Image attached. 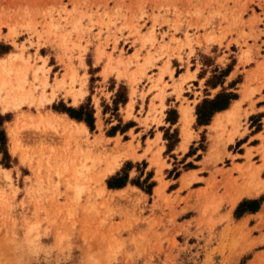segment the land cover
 Instances as JSON below:
<instances>
[{"label": "rangeland", "instance_id": "374dc122", "mask_svg": "<svg viewBox=\"0 0 264 264\" xmlns=\"http://www.w3.org/2000/svg\"><path fill=\"white\" fill-rule=\"evenodd\" d=\"M9 64L13 73L0 68V81L11 86L0 97L14 96L16 72L28 68L24 88L35 98L0 102L7 154L0 153V264H264V205L249 223L234 217L233 204L239 180L253 195L264 190L259 167L247 151V166L226 169L233 161L226 150L234 151L226 144L256 126L247 116L264 93V0H0V67ZM32 67L40 69L37 82ZM206 81L223 83L210 89ZM221 89L236 95L226 111L237 105V129L225 117L218 126L216 114L207 135L198 133L188 154L198 152L191 161L203 156L210 178L200 204L192 205V195L185 200L191 211L180 221L164 181L194 166L169 160L176 134L166 126L161 160L150 126L160 130L168 96L184 152L196 126L185 143L180 111L192 108L195 120V106ZM116 93L127 103L114 108ZM80 105L92 111V131L70 120L87 136L70 134L75 125L67 132L69 117L52 110ZM171 110L164 119H173ZM253 151L264 166V146ZM112 158L141 193L106 192L107 178L100 179ZM151 174L148 183L159 186L149 195Z\"/></svg>", "mask_w": 264, "mask_h": 264}, {"label": "crops", "instance_id": "0c3cea01", "mask_svg": "<svg viewBox=\"0 0 264 264\" xmlns=\"http://www.w3.org/2000/svg\"><path fill=\"white\" fill-rule=\"evenodd\" d=\"M164 81H169V80H165ZM168 84V83H167ZM154 94V90H152L150 93H148L146 95V100L144 103L145 109H144V113L146 112V107L148 104V101L152 98ZM206 98L210 99L211 97L209 95L205 96ZM264 93H260L259 95H255L252 99V102L254 104L253 106V110L252 112H249L247 119L248 118H253V120L256 123L257 128H255L256 126H252V125H248L246 128L245 133L241 136V137H235L233 139V142L230 144H226V147H228V149L232 146V149H234V151H230V150H226L227 153L230 154V157L233 159L232 162H229L228 166L226 167V169H231L232 166H247L244 156L247 153V151H249V153L251 154V162H255L254 167H259L258 170V179L259 181H264V166H261V161H260V156L258 154H256L253 150H256L259 147H263L264 146V124H263V120H264ZM168 96L164 98L163 102V106H164V110L162 112V116H163V125H157L160 130H157L156 133L153 132V125L150 126V129L152 130V135L150 140H153L154 138H159V142L157 144L158 150H159V156L160 159H163V153L166 151V146L164 145V142L162 141V136H161V131H163L164 129H162V126H166L165 128L169 129L170 131H174L176 136L175 139L176 141L174 142V144L172 145L171 148L168 149L167 147V151H168V157L169 160L173 163H180L178 164L179 166H182L188 162H191L194 166V168H186V169H182L180 170V172H178L176 174V176H174L171 180H169L168 178L165 179V185H164V189H166V195H170V197L175 198V202L178 203L177 208H176V212H177V217L180 221H187V218H185L184 216L189 214L191 210H186L185 209V200H188V198L191 196L192 199H195L194 202L192 203V205H196V204H200L201 199H200V194L202 193V190L205 188V184L206 181L210 178V175L208 174V171L205 169L201 168V161L203 156H200L196 161H191V158L195 157V155L198 152H195L196 154H188V152L190 150L194 149L195 146V140L196 138H198V133L199 134H203V135H207V132L209 130V128L211 127V125L213 124V119L214 116H222L224 114H226L229 111L222 110L219 112L214 113L211 118L209 119L207 124H202V125H197L196 121L193 120L195 126H196V130H193V138L190 140L189 144H185L187 145V148L184 147L185 145L182 144L183 148L186 149L184 152L179 151L178 147L181 141L180 138V134H179V113L176 111V107L175 106H170V104H172V102L168 100ZM234 101L237 100H232L231 102L233 103ZM127 103V102H126ZM261 103V104H259ZM154 105H158V101L154 100L153 101ZM126 105V104H125ZM231 106V104L228 105L227 109ZM172 109L171 111L173 112V119H164V117L166 116L165 112ZM225 111V112H223ZM231 111V110H230ZM181 112V111H180ZM223 112V113H221ZM221 113V114H218ZM215 116V117H216ZM64 118H67L64 116ZM69 119V118H68ZM181 121H182V113H181ZM183 123V121H182ZM110 138H113V136H110ZM141 152L137 153V156H140ZM181 158V159H179ZM140 160H143L146 164L147 161L146 159H138L136 162H139ZM166 165H168L167 163H165ZM175 166V165H172ZM179 171V169H177ZM128 171V170H127ZM127 171H116L113 175L109 176L106 179V182L104 183L106 192H110V193H114L116 192V190H125L126 188H134L135 190L139 191L137 188H135L134 186H130L128 183V176H127ZM253 174L255 175V180L257 177V171H253ZM188 177H193L194 179L186 186L182 185V180L184 178H188ZM237 176H234V178H236ZM153 180V176L152 174L149 176V178L146 180L147 184H149L148 182ZM106 183H108L109 188L107 187ZM242 181H238V183L236 184L237 190L236 192L240 194H238L235 198L236 200L233 199V204L235 202L240 203L241 201L245 200V201H252V200H260L259 201V206L258 209L252 213V212H245L243 213L241 216H239V220H245L246 222H251L252 218L259 214L261 211L262 206L264 205V190L262 192H258L257 195H253V190H249L247 189L245 186L243 189H240V185H241ZM248 185L249 182H247ZM159 186V184H153L152 183V187L150 188V192L149 195H151V193L153 194L155 188H157ZM235 190V189H234ZM120 192V191H118ZM140 192V191H139ZM159 192V190L157 191V193ZM141 193V192H140ZM231 193L234 195V191H231ZM247 194V195H246ZM252 194V195H250ZM260 196L261 199H260ZM238 199V200H237ZM240 199V200H239ZM236 203V205H237ZM235 205V206H236ZM194 211V210H193ZM230 212V211H229ZM231 214V213H230ZM190 217V216H189ZM250 226L252 227V223L250 224Z\"/></svg>", "mask_w": 264, "mask_h": 264}, {"label": "trees", "instance_id": "16d2710c", "mask_svg": "<svg viewBox=\"0 0 264 264\" xmlns=\"http://www.w3.org/2000/svg\"><path fill=\"white\" fill-rule=\"evenodd\" d=\"M228 72H220L219 78L223 79L227 75ZM222 81H219L217 83H211L210 81H206L205 86L210 87V89H214L217 85H222ZM207 96V95H206ZM236 95L233 93H226L224 89H221L219 92H217L212 98H204L202 99L196 106H195V121L197 125L207 124L211 116L219 111L227 109L230 101L235 100ZM126 102V97L123 96L120 98V95L116 93L114 95V99L112 101V104L114 108L118 104H124ZM53 111H58L59 113L66 114L69 119L75 120L78 123H84L89 131H92V111L84 105H80L77 108H65L63 106L57 108L52 107ZM115 110V109H114ZM5 117H2L0 115V153L3 155V157H7L6 149H5V135L2 130V124L4 122ZM149 177L147 176L144 180L146 181ZM107 187L109 188L108 183H106ZM138 188L141 189V186L137 183L135 184ZM152 187V183H149L146 186V193L148 194L150 192V188ZM260 200H252V201H241L235 211H234V217L238 218L245 212H252L254 213L259 206Z\"/></svg>", "mask_w": 264, "mask_h": 264}, {"label": "bare ground", "instance_id": "6f19581e", "mask_svg": "<svg viewBox=\"0 0 264 264\" xmlns=\"http://www.w3.org/2000/svg\"><path fill=\"white\" fill-rule=\"evenodd\" d=\"M52 27L55 28V29H58V25H52ZM25 64H28V63H25ZM0 68H1V74L6 75L7 77L10 76L13 73V69H12V67H11L10 64L9 65L1 66ZM23 69H25V68H23ZM23 69L21 70V68H20V70H17V72H16L17 79H16V83H15L16 85L13 86L12 89L10 88V92L11 93L14 92V96L13 95H10V94H7V96L4 99L0 97V102L2 101V103H3L4 102L3 100H5L7 98H9V101L10 100L12 101L16 97H18L23 102L25 100H28V99L33 100V98H35L34 97V94H33L34 91H31V89H29L27 91L25 90V88H26L24 86L25 85V81H26L25 80V73H27L26 71H28V68H26L25 70H23ZM29 70H31L32 75L34 77V80H36V82H37V80H38L37 77H38V74H39L40 69L39 68H33L32 67ZM42 76H44V75H42ZM8 78H10V77H8ZM40 85L42 86L43 89H46L47 87H49V84L47 83V77H45L44 80L41 81ZM8 86H11V81L10 80H2L1 79V81H0V94H1L2 90H5V88L8 87ZM43 99H44V97L42 98L41 101H44ZM51 101H52V99L51 100H48L47 103L50 104ZM13 104H15V103H13ZM10 105L12 106V104H10ZM237 109H238V107H237V105H235L231 109V111L227 112L226 114H224L222 116H219V115L216 116V118H215L216 124L218 126H220L221 120H222L221 117H225L226 118V121H229L230 124H232L233 131L235 132V130L237 129V118H238L237 117ZM181 113H182V121H183V125H184L183 126L184 127L183 133H184V136H185L184 142L185 143H188L189 142V139H190V133H189V131H188L187 128L189 127V125L191 124V122L194 119V117L192 115V108H187L186 107L185 109L181 110ZM55 118L57 119V120L53 119L55 121H58V119L59 120L62 119V118H59V117H55ZM65 119L68 121V123H64L63 124L64 125L63 127H64L65 130H67V132H68V130L70 128H72L71 125H75V128L74 129L73 128L71 129V133L70 134H73V135L74 134H76V135L82 134V135H85V136L88 135V131H87L86 127L83 124H75L70 119H68V118H65ZM53 120H52V122H53ZM47 122H48V124H50L51 121L49 120ZM59 122L62 123L61 121H59ZM60 126H61V124H60ZM118 169H119V163L117 161V158H112V159L108 160L107 163H106V168L102 172V175H101V179L100 180H104V179L108 178L109 176L113 175ZM248 182H249V184H252L253 183V185H254V183H255V175L253 173H250L248 175ZM234 200H236V198Z\"/></svg>", "mask_w": 264, "mask_h": 264}]
</instances>
